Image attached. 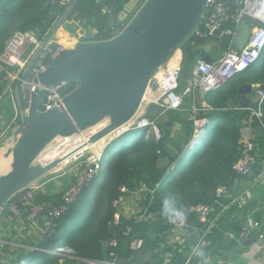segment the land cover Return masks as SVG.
<instances>
[{
    "label": "trees",
    "instance_id": "1",
    "mask_svg": "<svg viewBox=\"0 0 264 264\" xmlns=\"http://www.w3.org/2000/svg\"><path fill=\"white\" fill-rule=\"evenodd\" d=\"M113 1L78 0L66 19L89 25L90 36L84 40L110 39L118 34L134 15L132 14L124 24L120 14L129 2L135 0H117L115 8L111 11ZM138 1L140 8L145 0L135 2ZM223 1L233 6L234 0ZM66 9L61 0H0V54L8 38L18 30L34 31L43 38ZM62 30L59 29L57 34L62 38L67 37ZM71 37L74 42L78 40L75 36ZM193 39L192 35L183 47L191 46ZM206 41L207 39H197L199 45ZM74 42L63 43L68 47L73 46ZM220 43L223 49L227 47V40ZM200 54L203 55L201 52ZM185 59L188 61V56ZM8 79L6 72L0 71V102L4 99ZM255 83L264 87V53L259 61L237 74L218 91L207 95L206 100L213 110H203L200 116L208 117L212 124L202 137V146L191 151L188 146L194 136V124L189 119L192 96H186L184 110L171 111L172 122L167 127L166 139L163 138L159 142L153 138L146 139L142 136L145 131L140 130L139 134L134 136L135 142L131 146L117 150L121 148L117 144L118 140L113 141L107 146L102 160L101 178L85 188L78 198L69 204L67 210L54 219L53 228L49 233H41L38 243L40 249L29 250L28 253L12 260L11 264H96L105 261L118 264H164L163 257L155 261L145 260L141 254L142 250L132 248L134 237L139 236L135 219L123 216L118 225H108L114 213L113 201L121 194L122 186L134 188L146 178L153 185L158 184L153 194L154 204L163 209V198L173 197L175 207L187 214L189 227H201L202 223L190 212V207L198 203L214 204L216 189L219 186L232 189L241 176L234 165L243 154L240 145L241 120L248 117L249 111L235 109L239 105L235 96L242 85ZM77 85V81H69L61 90L68 93ZM43 95L44 93H41V100ZM23 106L26 107L24 101ZM5 107L1 112L0 105V137L4 132L8 134L10 127L21 123L20 119L13 122V100L8 101ZM147 114L159 118L157 112L150 111ZM173 123H180L182 126L171 136ZM160 124L162 127V121ZM165 161L166 164L162 165ZM88 189L92 190L90 195ZM62 194V190L53 194L42 193L37 201H51L60 205L63 202ZM8 214L6 207L2 215ZM24 215H27V211ZM255 216L264 232L263 215L257 213ZM127 227H131L132 231L127 232ZM113 240L117 243L115 246L112 245ZM62 247L71 249L72 257H66L64 251H58ZM3 249L8 250V245ZM54 251L56 253H53Z\"/></svg>",
    "mask_w": 264,
    "mask_h": 264
},
{
    "label": "water",
    "instance_id": "2",
    "mask_svg": "<svg viewBox=\"0 0 264 264\" xmlns=\"http://www.w3.org/2000/svg\"><path fill=\"white\" fill-rule=\"evenodd\" d=\"M77 1L67 7L51 31L50 38ZM207 2L145 0L114 37L82 40L58 58L48 61L47 70L36 77L34 83L56 89L73 80L78 85L65 95L63 109L41 110L39 92L31 94L28 112L23 111V102L18 99L22 110L21 123L14 131L11 148L5 153L6 158L11 157L10 169L0 174V216L18 192L56 172L62 161L60 157L45 164L39 158L52 143L55 144L57 138L73 137L107 120L108 123L91 136L89 141L93 143L129 124L140 111L145 94L160 67L180 50L200 25ZM116 4L117 0H114L111 11ZM253 25L257 23L250 17L241 22L240 31L233 39L235 47L245 46ZM205 58L212 60L209 56ZM36 60L37 56L27 72ZM235 97L239 106L246 109L255 99V87L244 84ZM150 111L162 116L166 139L167 127L172 122L171 112L157 105L147 106L146 112ZM124 134L122 131L114 140L121 141ZM171 136L174 134L171 133ZM259 232V228H254L241 236L243 245L254 244ZM0 241L10 243L12 240L0 237Z\"/></svg>",
    "mask_w": 264,
    "mask_h": 264
},
{
    "label": "built area",
    "instance_id": "3",
    "mask_svg": "<svg viewBox=\"0 0 264 264\" xmlns=\"http://www.w3.org/2000/svg\"><path fill=\"white\" fill-rule=\"evenodd\" d=\"M61 1L68 7L74 0ZM247 17H250L253 22L259 24V27L253 25L256 28L254 34L264 28V0H234L233 6L226 4L223 0H208L200 25L193 34L194 39L192 45L201 47L203 44L199 45L197 39L202 38L207 40L215 39L219 42L227 40V47L222 50L221 56L216 60L208 61L205 56H197L194 59L190 77L183 86L181 82L183 69L182 57H172L167 63L162 65L148 88L153 93L152 97L150 99H145L144 97V110L140 115L135 116L129 124L128 129H144L146 139L153 138L157 142L161 141L164 138L160 124L161 119L148 116L146 107L157 105L169 112L182 111L184 110L185 96H192L193 104L190 108L189 119L194 124V138L201 137L206 131V124L210 122L209 118L200 116L201 112L203 110L209 112L213 108L209 105L200 107L196 103L198 94L201 91L208 93L217 90L237 74L248 69L255 62L253 52L257 48L252 41L253 35H250L249 40L243 48H237L233 44L234 37L240 31L241 22ZM228 21L231 22V26L225 27ZM50 35L51 31L46 33L43 38H40L34 31L18 30L8 38L0 54V70L2 72L5 71L9 77H13L14 75V78L18 80L20 87L16 90V96L17 100L21 98L22 102H26V107L23 110L25 112L29 110L31 94L34 92H39L40 96L41 93H44L42 100L40 97L39 108L41 110L46 111L53 108H64L63 100L67 94L61 90L64 85L56 89L34 83V79L47 70L48 61L58 58L67 50L64 44L56 43V41L50 38ZM77 44L78 42L74 45L76 46ZM36 56L37 60L35 64L27 72L31 61ZM254 87L255 99L253 103L246 109L241 106L235 108L249 111L248 117L242 118L241 120L240 145L243 154L234 165L235 170L241 176L248 174L257 160L256 144L253 138L255 128L257 127L264 132V87L261 85ZM21 112L22 110L20 109L16 114L14 118L15 122L19 119L21 120ZM256 122L258 124H255ZM93 127L68 138L74 144L76 140H81L82 142L87 141L89 143L91 136L96 133H92L91 129ZM68 138H63L57 144L55 143L56 146L64 144ZM108 142L99 153H96L92 144H87L86 146L81 145L79 146L80 148L74 149L73 153L70 154L69 160L64 167H61L63 160L61 161L56 172L63 170L64 174L68 175V181L62 190L63 202L60 205H55L51 201H37L38 196L44 193L43 186L45 185L39 181L18 192L11 199L7 205V209L9 210L8 215L12 219L22 218L24 212L27 211V215L32 221L42 224V235L49 233L53 228L54 219L61 216L67 210L69 204L74 202L85 188L92 186L95 181L101 178V172L103 170L102 160ZM158 152L161 153L160 150ZM51 154L52 150H49V152L46 151L40 156L39 161L45 164L58 157H53ZM70 164H73L74 168L77 169L75 174L73 173L74 169L70 168ZM138 184L137 188L142 191L143 188L140 186V182ZM157 187L158 184L148 191H142L149 193L151 203H153V194ZM132 189L125 185L120 188L121 194L112 203L114 213L108 222L109 226L113 227L121 222V218L124 216L123 206L127 201L128 193ZM229 191L230 189L227 186H219L216 189L214 204H194L190 207V212L195 214L201 223L209 224L219 200L228 194ZM59 192L61 191L56 193ZM150 208L151 205L146 209L148 210ZM165 221L172 227H189V219L186 213L182 222L180 220L173 222L166 216ZM247 224L251 230L254 228L260 229L259 222L253 218H249ZM131 231L132 228L127 227V232ZM258 238L264 239V232H261V230ZM116 244V241L113 240L112 245L115 246ZM131 246L134 250H142L144 248V240L136 236ZM58 251H69V249L62 247ZM96 264L118 263L105 261L97 262Z\"/></svg>",
    "mask_w": 264,
    "mask_h": 264
},
{
    "label": "crops",
    "instance_id": "4",
    "mask_svg": "<svg viewBox=\"0 0 264 264\" xmlns=\"http://www.w3.org/2000/svg\"><path fill=\"white\" fill-rule=\"evenodd\" d=\"M133 2L134 1L129 2L128 4L131 5ZM229 26H231L230 21L225 24V27ZM59 29H63V33H65L67 37H71L68 31L65 32L63 26L59 27ZM59 29L56 30L52 39L56 41V43H63L61 42L62 37L57 34ZM251 31H254V27L251 28ZM77 38L78 40L75 41L74 44L83 40V38L79 36ZM69 47L74 48L75 45ZM187 50L188 52L184 51V54L183 51H180L182 60L187 56L188 58L192 57L194 60L197 56L201 55L200 52L203 53L201 56H209L212 60H216L221 56L223 48L219 41L209 39L201 47L191 44V46H188ZM186 53H188V55ZM189 77V73L183 72L182 69V86L187 82ZM16 82L17 90L18 80L14 78V75L13 77H9L4 97L9 94H7V89ZM252 85L258 86L261 84L255 83ZM220 88L221 87L214 90V92L218 91ZM209 93L210 92L205 93L201 91L198 94L196 103L200 107L209 105L206 100ZM152 95L153 93L148 94L146 92L145 99H150ZM12 100L14 102L16 117V114L20 110V106L17 96L16 98L12 97ZM192 104L193 102L190 107ZM144 105L145 102L142 107ZM143 109L144 107L140 109L138 114H141ZM14 118L13 122H15ZM159 118L161 117L159 116ZM131 122L132 120L129 124ZM129 124H125L114 133L106 135L101 142L106 143L120 132L126 130ZM181 126L177 123H173L171 129L172 133L175 135L180 130ZM3 134L0 140L4 136H7ZM253 138L256 144V163L252 166L250 172L240 176L235 186L230 189L228 194L219 200L216 210L210 218L209 224L202 223L201 227L195 226L187 228H176L167 224L163 209L158 204L151 203L152 201L149 198L148 192H142L143 190L148 191L155 187V185L150 183L146 178L140 181V186L143 188L142 191L137 188L138 184L128 193L127 201L123 206V214L125 217L135 219L137 222L136 229L138 235L144 240V248L141 251L143 259L155 261L163 257L164 264H264V239L258 238V240L250 246H245L241 242V236L251 231V228L246 226L248 225V219H255L257 213H261L264 217V132L256 127ZM161 164H166V161ZM44 187H46L45 185L43 189L46 190ZM47 193L51 192L47 191ZM149 205H151V208L147 210L146 208ZM2 217L0 216V233L8 235L14 232L15 235V231H17V234L23 237L24 242L30 244L38 243L39 232L37 231L41 229L40 223L32 221L28 215H23L22 218L18 217L14 219L9 215ZM259 224L260 230L263 232L262 225L261 223ZM26 238H30V241ZM33 241H35V243H32ZM196 248L204 252L203 257L194 254V249ZM24 249L27 251L28 247Z\"/></svg>",
    "mask_w": 264,
    "mask_h": 264
},
{
    "label": "rangeland",
    "instance_id": "5",
    "mask_svg": "<svg viewBox=\"0 0 264 264\" xmlns=\"http://www.w3.org/2000/svg\"><path fill=\"white\" fill-rule=\"evenodd\" d=\"M135 1L133 3H131V5L127 4L125 9L120 14V19H121L122 22H124V24H126L127 20L130 19L131 15L135 14L136 11L139 9L140 1H138V2H135ZM59 19L57 20L56 24L58 23ZM56 24L54 25V27L52 28L51 31H53V29L56 27ZM62 26H63L65 32L68 31L71 36H76V37L79 36L80 38H83V39H86V38H88L90 36L89 27H88L89 25L86 26L85 23H83V22L80 23V22H78L76 20L74 21L73 19L72 20L65 19L60 24L59 27H62ZM59 27H58V29H59ZM82 30H85V32L83 33ZM55 33L53 35H55ZM65 41L74 42L72 37H66V36L61 39V42H65ZM183 46L184 45H182L180 47L179 52L183 51V54H184L185 53L184 51L188 52V50H187L188 47L185 48ZM68 47H67V49L71 48V47H69V48ZM186 54L188 55V53H186ZM190 55H191V53H190ZM193 63H194V60L192 59V57L188 58V61H187V59L183 58V60H182L183 72L185 71V72L189 73V75H190ZM13 72L15 73L14 70H13ZM16 87H17V82L12 84V86L7 89V94L8 93L9 94L6 97H4L2 102H0L1 112L3 110H5V108H6L5 106H7V102L12 100V97L16 98ZM185 98H186V96H185ZM190 112H189V114H190ZM16 127H13V128L10 127V130L8 131V134H7V132H4L7 136L3 137L0 140V155H1L0 158L1 157L4 158V154H5L4 148L8 147V146L9 147L12 146L13 139H14V131H15ZM127 135H129V134H127ZM127 135H125V136H127ZM129 138H130V136H127L126 140L129 139ZM59 141L60 140L58 139L55 143L57 144ZM56 144L51 145L49 147L50 148L49 150L53 151L54 149H56V147H57ZM60 145H65V143L64 144H60ZM60 145H58V146H60ZM49 150H48V152H49ZM70 168L74 169L73 173L75 174L77 169L74 168L73 164H70ZM2 173H4V172H0V174H2ZM67 180H68V175H65L63 170L62 171L60 170L58 172H54V173L48 175L47 177H45L44 179H42V181H41L46 186L44 188H46V190L51 192V193H47V191L45 189H43V192L45 193V191H46L47 194H53V193H56L58 191H61V190L64 189V187H65V185L67 183ZM91 193H92V190L88 189V194L90 195ZM2 216L3 215L1 214V217ZM37 232H39V239H40L41 233H42V224H41V229L40 230L38 229ZM15 233H16L15 235H14V232H12V233H10L8 235L0 233V237L1 238H5L6 240L7 239H11L12 240L10 243H7L6 241H0V264H11L12 260H15V259L19 258V256H21V255H23L25 253H28L29 250L40 249L39 246H38L39 241H38V243H35V241L32 242V243H35V244L26 243V242L23 241V237H21L20 235L17 234V231H15ZM27 240L30 241V238H28ZM5 245H8V250L4 251L3 247ZM16 245L17 246H22V247H17ZM30 245H32V246H30ZM24 246L26 247V249L28 247L27 251L24 249L25 248ZM54 252H56V251H54ZM64 252H65L64 255H66V257H68V256L72 257V255H73V251L71 249L69 251H64Z\"/></svg>",
    "mask_w": 264,
    "mask_h": 264
},
{
    "label": "clouds",
    "instance_id": "6",
    "mask_svg": "<svg viewBox=\"0 0 264 264\" xmlns=\"http://www.w3.org/2000/svg\"><path fill=\"white\" fill-rule=\"evenodd\" d=\"M257 27H259V24H257ZM255 29L256 28L254 27V31H255ZM254 31H253V34H251V35H253L252 41H253L255 47L257 48V50L255 52H253V56L255 57L254 63H256L257 61H259L263 57V53H264V28L258 30L256 34H254ZM251 33H252V31H251ZM160 117H161L160 119L162 121V116H160ZM211 124H212V122L211 123L209 122L208 124H206L205 129H207V132L210 128L209 125H211ZM140 130L141 129H131L129 131H123L125 133L123 135L124 137L122 136L123 139H121V141H119L117 143L120 145L121 148H119L117 150H121L127 146L133 145L135 142L134 135H138ZM127 134H129V135H127ZM125 135L130 136V139L126 140L127 136H125ZM203 135H201V137H198V138L197 137L194 138V136H193V139L188 146L190 151L195 149L198 146H202ZM142 136L145 137V134H143ZM113 141H115L114 137L109 140L108 145L111 144ZM162 207H163V214L166 217L170 218L173 222H175L176 220H180L182 222L184 220L185 213L182 210L177 209L175 207V199L173 197L165 196L162 200ZM67 249H69V248H67ZM53 253H56V252H53ZM194 254L201 256V257L204 256V252L202 250H200L199 248L194 249Z\"/></svg>",
    "mask_w": 264,
    "mask_h": 264
},
{
    "label": "bare ground",
    "instance_id": "7",
    "mask_svg": "<svg viewBox=\"0 0 264 264\" xmlns=\"http://www.w3.org/2000/svg\"><path fill=\"white\" fill-rule=\"evenodd\" d=\"M178 54V55H177ZM177 55V56H176ZM180 56V52H179V50L175 53V55L173 56L174 58H178ZM147 93L148 94H150L151 92H150V89L147 91ZM144 104V103H143ZM145 106V105H144ZM143 106V107H144ZM142 107V108H143ZM141 108V109H142ZM144 110V109H143ZM139 113V112H138ZM138 115H140V114H137V116ZM135 118V117H134ZM133 118V119H134ZM133 119H132V121H133ZM108 122H107V120H104V121H102L101 123H99V124H97L95 127H93V129H91V131H92V133H95V132H97L98 130H100L102 127H103V125H106ZM210 123H211V121H210ZM141 130H144V129H141ZM145 131V130H144ZM207 132V129H206V131H205V133ZM121 133V132H120ZM204 133V134H205ZM118 135V134H117ZM204 136V135H203ZM62 140L61 138H57L56 139V141L57 140ZM103 139V138H102ZM102 139H100L98 142L96 141V142H90L89 141V143H87V141L86 142H82L81 140H76V142H75V144L73 143V142H71L72 140H70V138H68V139H66V142H65V145H60V146H57L56 147V149H54L53 151H52V154H51V156H53V157H60V158H62V164H61V167H64V165L68 162V160H69V156H70V153L71 152H73L74 151V149H76V148H80L79 146H81V145H83V146H86L87 144H92L93 145V147H94V150L96 151V153H99V152H101L102 151V149H103V146L108 142H106V143H103V142H101L102 141ZM55 141V142H56ZM51 145H53V143L51 144ZM50 145V146H51ZM49 146V147H50ZM8 148H11V147H5L4 148V150H5V153H6V151H7V149ZM3 149V148H2ZM1 156V155H0ZM10 162H11V157H8V158H5V154H4V158L3 157H1L0 158V172H5V171H7L8 169H10Z\"/></svg>",
    "mask_w": 264,
    "mask_h": 264
}]
</instances>
